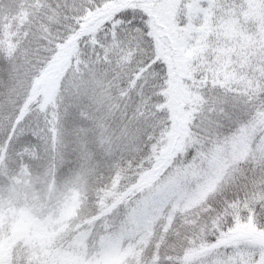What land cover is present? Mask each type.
Instances as JSON below:
<instances>
[{"label": "snow or ice", "instance_id": "obj_1", "mask_svg": "<svg viewBox=\"0 0 264 264\" xmlns=\"http://www.w3.org/2000/svg\"><path fill=\"white\" fill-rule=\"evenodd\" d=\"M0 264H264V0H0Z\"/></svg>", "mask_w": 264, "mask_h": 264}]
</instances>
